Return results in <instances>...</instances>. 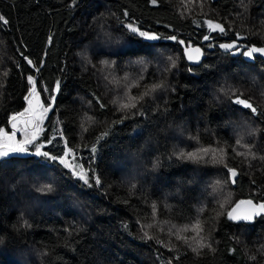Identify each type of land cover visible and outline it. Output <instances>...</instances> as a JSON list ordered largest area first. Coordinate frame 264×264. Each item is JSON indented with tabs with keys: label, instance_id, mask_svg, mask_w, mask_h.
<instances>
[{
	"label": "trees",
	"instance_id": "16d2710c",
	"mask_svg": "<svg viewBox=\"0 0 264 264\" xmlns=\"http://www.w3.org/2000/svg\"><path fill=\"white\" fill-rule=\"evenodd\" d=\"M70 5L71 0H0V15L8 20L7 25L0 22V127L10 130V115L27 107V76L33 75L38 91L49 90L40 94L46 106L48 96H55L37 141L45 142L42 151L61 156L67 141L87 170L91 144L126 115L119 103L131 102L145 85L161 79L167 87L145 96L100 142L92 165L101 179L98 186L94 181L91 188L84 185L58 161L31 155L32 146L29 154L0 165V264H264V216L254 223L227 218L240 200L264 201V116L224 94L237 89L236 95L243 92L258 112L264 111V58L253 62L219 47L225 36L264 45V0H158L157 5L151 0H78ZM206 19L221 23L225 33H210ZM128 23L164 37L175 35L187 45H209L205 35L217 43L194 65L183 45L145 40L130 33ZM109 40L116 49H104ZM21 53L43 62L39 73ZM168 57L176 60L171 71H166ZM141 75V86L135 87ZM54 131L56 140L47 144ZM237 140L250 145L257 159L236 156L227 147L225 162L240 173L235 186L223 164L211 162L210 156L204 163L173 155L225 145L247 152ZM46 184L55 190H36ZM197 219L199 236L191 227L180 232L188 244L169 236L171 226L176 231ZM141 224L155 225L146 229L154 239L144 238ZM193 237H203L211 250L198 248Z\"/></svg>",
	"mask_w": 264,
	"mask_h": 264
},
{
	"label": "snow or ice",
	"instance_id": "6c2138e0",
	"mask_svg": "<svg viewBox=\"0 0 264 264\" xmlns=\"http://www.w3.org/2000/svg\"><path fill=\"white\" fill-rule=\"evenodd\" d=\"M151 3L153 5L158 4V0H151ZM78 4V0H71V7H75ZM183 14V13H182ZM124 15L127 16V11L124 12ZM0 22L7 25L8 20L3 16L0 15ZM204 24L207 25V28L209 29V32H216L219 31L221 34L225 33V27L218 22H214L211 19H206L203 21ZM125 27L128 29V31L132 34H136L139 37L148 40V41H157L162 39L172 40L176 41L180 45H185V41L180 39H177V36H161L154 33H151L149 31H142L139 27L134 25L133 23H128L125 25ZM239 35V34H237ZM205 41L210 39V35H205L203 37ZM48 44L50 45L52 43V37H48ZM212 45H209L211 47ZM221 49H223L226 53L234 54L235 52H240L241 55L254 58V54L259 53L260 55H264V47H247L242 52L240 51V48L237 47L236 42L232 43H222L219 45ZM184 53L189 61H192L195 64H200V58L202 56L201 49L199 47L193 48L191 44L185 46ZM21 56H23V53H21ZM23 59L26 60L27 64L30 65L36 73H39L40 68L43 66V62L34 63L33 60L29 59L27 56H23ZM168 60L171 62V66L166 69V71H171L172 68L176 67V60L172 57H168ZM105 64H115V61H104ZM137 63H140V61H137ZM202 67H209L208 65H201ZM189 72H193L192 68L188 69ZM5 76H7V73H5ZM144 77L141 75L139 79L137 80V83L134 85L135 87H140V81L143 80ZM28 84L31 86L28 94L24 97L25 101L27 102V107L23 109V111L16 112L14 114H11L9 117V123H10V130H6L5 127H0V165H7L12 162L14 158L17 157L18 154H29V146H32L34 148V151L30 154L36 157H44L46 161H58L59 165H62L64 169H69L71 171V175L77 177L79 180L83 181L84 185H87L89 188L93 186V181L95 185L101 184L100 176L96 173V169L92 167V165L95 163L96 155L98 153V146L100 145V142L102 140H105L106 137L110 135L111 127L114 126L116 123H123L124 119H127V112L130 109H136L137 104L144 99L145 96H151L152 93L163 90L167 87V84L163 79H161L158 82H153L150 85H145V90L142 93H139L136 96H131V102H120L118 110L123 111L126 113V115L121 118L119 121H114L112 125L109 126L107 130L102 132L99 136L96 137V140L94 143L90 146V152L92 156L89 159V167L87 170L84 169L83 164H74L70 163L68 157L71 155L74 157L73 149L67 146V141L64 142L65 150L63 152V155L56 156V155H50L49 151H42V149L45 146V142H37L39 140L40 135L44 132V128L42 127L44 119L46 115L53 110L52 104L55 102V96H48V100L50 103L46 106L41 98L40 94L41 91L47 93L49 90L47 88H42L40 91L37 90L38 81L33 75L27 76ZM61 86V82L57 81L55 86V91H59ZM237 89H230L226 91L224 94L230 97H234L232 99V103L235 105L242 106L243 109H248L250 112L254 115L264 116V111L258 112L257 106H254L253 103L250 101V99L243 98V92H240L239 95H236ZM115 103V102H114ZM101 107H104L103 104L100 105ZM137 113L139 115H145L144 112L139 111L137 109ZM21 125L23 127H21ZM23 132V138L17 139V135L19 132ZM60 135L62 136L63 133L60 132ZM192 139H198L197 137H191ZM56 140V132H53V135L51 138H49L46 143L52 144L53 141ZM236 145L247 149V152H240L237 151L236 146H229L225 145V147H200L196 152H185L184 150H179L173 153V155L178 160H190L193 162H204L208 163L209 161L205 159V157H211V162L213 163H220L223 164L224 168L227 169V172L229 174V181L232 184H235L237 182V178L240 175V173L237 171L235 167H229V165L225 162V159L227 157V147H232V152L236 156H245L247 158L248 156H251L252 159H257L255 153L251 152V146L250 145H244L241 143L240 140L236 141ZM83 159V158H81ZM261 160H264V157H260ZM159 167V161L153 165V169ZM89 173H91V177L89 176ZM217 184H220L219 181L216 182ZM227 183V182H225ZM254 183V181H253ZM133 188L135 185L132 186ZM38 192L41 193H50L53 192L55 189L51 184H46L41 187H38L36 189ZM126 202V201H125ZM151 216L153 220L155 221V218L158 213V208L155 202L151 204ZM221 207H223V204H221ZM203 211V209H201ZM264 216V201L261 202H254L253 199H247V200H240L238 201L234 207L231 208L230 211L227 212V218L230 221L233 222H248V223H254L255 219L257 217ZM139 223V221H138ZM155 226L154 224H141V231L143 232V236L146 239H154L155 237L152 235H149L147 228H152ZM30 227V225H29ZM124 227L126 228L127 225L125 224ZM176 226H171L169 229V236H175L177 240H182L184 243L188 244V238L185 236L180 235V232H186L191 227L192 230L197 232V236H199V232L202 231V228L200 227V221L197 219V221L192 224L191 226L185 225L181 229H177L176 231H173ZM161 231H163V228H161ZM193 239L196 241L198 248H209L211 250V244L203 242V237H199L197 239L196 237H193ZM0 243H3L2 239H0ZM158 244H161L163 246H168L164 244V241L157 240ZM191 247V245L189 244ZM198 248H193L192 250L194 252H198ZM169 250L171 251L172 248L170 247ZM179 257H175V259H178ZM252 259H255V257H252ZM167 264H171V260L167 262Z\"/></svg>",
	"mask_w": 264,
	"mask_h": 264
},
{
	"label": "flooded vegetation",
	"instance_id": "af4514ba",
	"mask_svg": "<svg viewBox=\"0 0 264 264\" xmlns=\"http://www.w3.org/2000/svg\"><path fill=\"white\" fill-rule=\"evenodd\" d=\"M227 38V39H226ZM225 39H226V42H224V43H228V42H239L240 43V45L238 46L239 48H240V51H243V50H245L246 49V47L244 46V44H246L244 41H242L241 40V38L240 37H238L236 40L235 39H232L231 37H229V36H225ZM206 43H209V45H212L211 47H209V45H204L203 47H204V49H205V56H206V53L210 50V51H214L215 50V48H214V45H216V41H213V39L212 38H210L209 40H207V41H205ZM234 52H235V50H234ZM239 55H241V54H239ZM239 55H235V56H239ZM243 56V55H242ZM241 57V56H240ZM244 57V56H243ZM264 57H262L261 55H255L254 56V58H253V62L254 61H257V60H261V59H263Z\"/></svg>",
	"mask_w": 264,
	"mask_h": 264
},
{
	"label": "water",
	"instance_id": "95a60500",
	"mask_svg": "<svg viewBox=\"0 0 264 264\" xmlns=\"http://www.w3.org/2000/svg\"><path fill=\"white\" fill-rule=\"evenodd\" d=\"M228 43H232V42H228ZM236 44H237V47L240 45V43L239 42H236ZM187 44L185 43V45H183V47L185 48V46H186ZM191 46L193 47V48H195V47H199L200 49H201V52L203 53L202 54V56H201V58H200V62L205 58V49H204V47L203 46H201V45H199V44H192L191 43ZM244 46L247 48V47H252V46H255V47H264V45H258V44H251V45H249V44H244ZM242 52V51H241ZM240 54V52H234V54L233 55H239ZM255 55H260L259 53H256V54H254V56ZM262 57H264V55H261ZM245 58H247V59H249V60H253V58H249V57H246V56H244ZM187 58V57H186ZM188 60V59H187ZM189 61V60H188ZM191 64H194V65H196L195 63H193L192 61H189ZM239 177V176H238ZM238 179V178H237ZM234 186L236 185V183L235 184H233ZM248 199H250V198H248ZM244 200H247V199H244ZM254 202H256V201H254ZM235 206V205H234ZM233 206V207H234ZM231 210V209H230ZM240 222H244V221H240ZM237 223H239V222H237ZM246 223H248V222H246Z\"/></svg>",
	"mask_w": 264,
	"mask_h": 264
},
{
	"label": "rangeland",
	"instance_id": "374dc122",
	"mask_svg": "<svg viewBox=\"0 0 264 264\" xmlns=\"http://www.w3.org/2000/svg\"><path fill=\"white\" fill-rule=\"evenodd\" d=\"M111 41L112 40H109V42L107 43V44H105V46H104V49L105 50H110V49H116V45L115 44H112L111 46H110V44H111ZM110 46V47H109ZM44 121H45V119H44ZM44 123V122H43ZM43 126V125H42ZM21 127H23L22 125H21ZM232 128H234V126H232ZM21 133V134H20ZM19 135H21V138L20 139H22L23 138V132L21 131V132H19L18 133V135H17V139H19ZM176 135H177V139H182L181 141H183L184 139H183V137L180 135V134H177L176 133ZM30 147V146H29ZM68 159H69V162L70 163H74V164H79L78 162H77V160H76V158H75V156L73 157V156H69L68 157ZM85 169V168H84ZM86 170V169H85ZM206 186H202L201 187V190L202 191H204V190H206ZM38 205V204H37Z\"/></svg>",
	"mask_w": 264,
	"mask_h": 264
}]
</instances>
